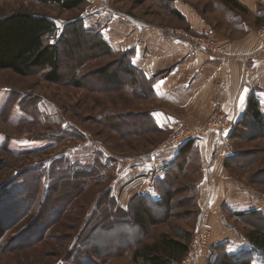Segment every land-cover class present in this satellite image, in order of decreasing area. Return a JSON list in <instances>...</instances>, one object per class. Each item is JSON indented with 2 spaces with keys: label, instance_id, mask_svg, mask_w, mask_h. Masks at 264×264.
<instances>
[{
  "label": "rangeland",
  "instance_id": "obj_1",
  "mask_svg": "<svg viewBox=\"0 0 264 264\" xmlns=\"http://www.w3.org/2000/svg\"><path fill=\"white\" fill-rule=\"evenodd\" d=\"M188 5L207 20L192 35L221 31L224 19L214 0H85L73 10L0 0V17L28 12L53 20L59 32L50 43H62L63 51L56 84L46 81L47 69L27 77L0 70V264H148L134 259L136 250L153 247L161 235L192 241L205 211L212 234L195 264H264V250L252 242L264 233V120L234 118L226 143L218 146L217 138L207 149L198 139L187 159L178 157L186 143L167 148L171 134L156 131L149 120V84L123 69L130 52L110 46L109 35L120 41L133 29L187 30L180 14ZM262 28H254L257 39ZM101 38L113 53L96 54ZM75 74L82 88L72 84ZM260 89L254 99L264 117ZM159 144L155 156L164 150L177 155L161 173L168 181L163 200L167 192L172 199L168 213L159 205L163 200L152 206L143 199L155 223L147 218L144 235L136 221L142 199L135 197L140 183L134 168ZM216 155L225 159L222 165ZM202 157L211 163L204 165ZM183 160L182 169H172ZM220 168L224 174L211 180L210 171Z\"/></svg>",
  "mask_w": 264,
  "mask_h": 264
},
{
  "label": "crops",
  "instance_id": "obj_2",
  "mask_svg": "<svg viewBox=\"0 0 264 264\" xmlns=\"http://www.w3.org/2000/svg\"><path fill=\"white\" fill-rule=\"evenodd\" d=\"M214 5L224 19L221 31L214 30L226 49V54L221 56H212L177 34L181 30L186 34H199L207 23L192 5H188L187 13L178 9L187 30L133 29L130 35L128 32L121 35L120 41L108 36L115 51L134 53L131 66L145 80V84H149L150 100L154 105L149 112V120L154 129L162 134L170 135L182 128H192L221 109L238 122L250 114L251 99L255 98L256 90L261 88L260 92L264 91V48L254 29L264 24V0H214ZM214 132L204 134L197 145L212 148L217 138L218 146L226 143L224 134ZM162 146L159 144L155 147L157 151L141 156V162L134 168L137 171L134 182L140 183L137 184L135 197L146 200L152 206L163 200L162 182L166 176L161 174L163 167L175 162L177 157L166 150L155 156L154 153L159 152ZM204 158V165L211 163ZM224 160L217 155L214 157V161L221 165ZM220 171L211 170V180L224 174L223 169L220 168ZM218 192L214 191L217 196ZM200 196L202 198V192ZM203 196H206L205 191Z\"/></svg>",
  "mask_w": 264,
  "mask_h": 264
},
{
  "label": "trees",
  "instance_id": "obj_3",
  "mask_svg": "<svg viewBox=\"0 0 264 264\" xmlns=\"http://www.w3.org/2000/svg\"><path fill=\"white\" fill-rule=\"evenodd\" d=\"M44 4H57L61 6L63 10H73L79 7L85 2V0H37ZM175 14L179 15L175 12ZM59 32L56 23L45 16H36L28 12H14L4 17H0V70H10L20 76L27 77L35 69H47L46 81L50 83H59L62 81V77L59 74L60 70V58L63 51L61 50L58 41L55 44L50 43L51 37H54ZM100 39V38H99ZM102 41V42H101ZM101 41H97L93 48L97 51V55H109L113 53L109 45L101 38ZM133 52L128 53L125 57L126 64H123V69L127 71L132 77L134 76V69L131 66V59ZM72 79V84L75 87L82 88L83 85L77 79L75 74ZM135 77V76H134ZM258 103L255 99H251L249 108L250 116L258 122H262L264 117L258 110ZM195 141L190 140L181 149L179 156L186 157L187 159L190 152L193 150ZM184 145V146H185ZM184 160L179 163H175L172 169H182ZM171 169V171H172ZM168 181L163 180V184H167ZM172 199V193L167 192L164 200L159 204L160 207L166 210L168 213L170 203ZM46 200V198H45ZM41 199V203L44 205L46 201ZM45 202V203H44ZM140 207L136 210V221L138 220V227L143 229V234L147 229V218L150 223L155 224L149 216L148 210L143 207V199L140 201ZM256 216V215H254ZM183 241L169 238L167 235H161L158 238V242L153 247H144L143 249L136 250L134 253V259H143L148 264H174L181 262L189 250L187 245L188 238H183ZM254 245L259 246L264 250V233L255 236ZM191 242V241H190ZM256 243V244H255ZM156 249L160 254H153V250ZM222 264H231L230 259H226Z\"/></svg>",
  "mask_w": 264,
  "mask_h": 264
},
{
  "label": "built area",
  "instance_id": "obj_4",
  "mask_svg": "<svg viewBox=\"0 0 264 264\" xmlns=\"http://www.w3.org/2000/svg\"><path fill=\"white\" fill-rule=\"evenodd\" d=\"M178 35L187 38V40L196 47L209 52L212 56H221L226 54V49L217 40L213 31L206 28L202 35L186 34L184 31H178ZM258 41L264 48V28L258 31ZM234 123V117L230 115L226 110L221 109L215 111L211 116V119L205 125H198L199 128L192 131L190 128H182L173 132L167 140V148L176 149L184 145L190 140H198L200 134H204L207 131H219L225 133L230 130ZM211 214L208 211L203 212L201 218V228L196 237L190 242L189 250L184 259L179 264H195L199 255L204 247L210 241L212 228L208 222Z\"/></svg>",
  "mask_w": 264,
  "mask_h": 264
}]
</instances>
